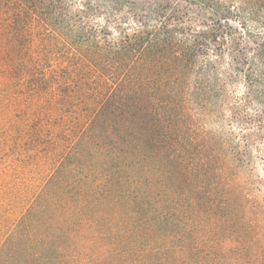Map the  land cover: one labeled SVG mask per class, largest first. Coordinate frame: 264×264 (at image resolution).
<instances>
[{
	"label": "trees",
	"instance_id": "16d2710c",
	"mask_svg": "<svg viewBox=\"0 0 264 264\" xmlns=\"http://www.w3.org/2000/svg\"><path fill=\"white\" fill-rule=\"evenodd\" d=\"M264 0H0V264H264Z\"/></svg>",
	"mask_w": 264,
	"mask_h": 264
},
{
	"label": "rangeland",
	"instance_id": "374dc122",
	"mask_svg": "<svg viewBox=\"0 0 264 264\" xmlns=\"http://www.w3.org/2000/svg\"><path fill=\"white\" fill-rule=\"evenodd\" d=\"M259 174L264 177V168L262 166L259 167Z\"/></svg>",
	"mask_w": 264,
	"mask_h": 264
}]
</instances>
